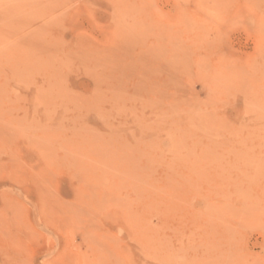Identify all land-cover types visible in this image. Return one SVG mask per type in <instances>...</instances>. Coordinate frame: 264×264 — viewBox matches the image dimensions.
I'll return each mask as SVG.
<instances>
[{
  "label": "rangeland",
  "instance_id": "1",
  "mask_svg": "<svg viewBox=\"0 0 264 264\" xmlns=\"http://www.w3.org/2000/svg\"><path fill=\"white\" fill-rule=\"evenodd\" d=\"M0 264H264V0H0Z\"/></svg>",
  "mask_w": 264,
  "mask_h": 264
}]
</instances>
